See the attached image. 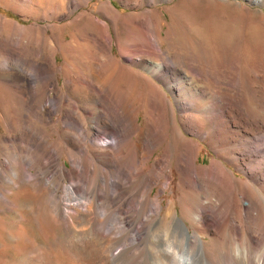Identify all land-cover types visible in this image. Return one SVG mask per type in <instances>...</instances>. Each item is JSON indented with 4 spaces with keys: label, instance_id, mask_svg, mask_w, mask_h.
Wrapping results in <instances>:
<instances>
[{
    "label": "bare ground",
    "instance_id": "bare-ground-1",
    "mask_svg": "<svg viewBox=\"0 0 264 264\" xmlns=\"http://www.w3.org/2000/svg\"><path fill=\"white\" fill-rule=\"evenodd\" d=\"M123 1L140 6L144 0ZM210 1L218 6L245 8L239 1ZM254 1L264 5V0ZM87 2L56 0L42 15H67ZM99 11L111 21L114 36L104 18L80 11L75 17L77 47L66 36L59 39L60 43L48 39L40 42V38L38 41L25 33L29 28L14 23L16 33H11L7 22L0 23L4 42L9 38L15 42L12 46L0 43V88L13 91L8 100L0 98V122L10 126L13 141L14 164L8 180L17 183V187L12 192L22 188L19 183L25 179L24 170L27 171L30 178H26L25 189L36 195L30 208L42 205L49 219L64 231L65 235L49 242L53 249L62 250L64 264H133L144 254L142 244L153 225L163 226L161 232L167 238L159 243L156 253L144 255L147 264H264V148L251 149L239 141L233 144L236 139L229 128L238 125V110H245L240 112L248 117L244 135L255 138L264 129V91L258 93L261 105L248 109L243 100L211 88L212 82L217 81V69L233 60L231 36H226L217 53L207 50L212 54L208 55L204 33L198 29L194 31L196 40L191 43L197 44L199 50L193 55L176 34H162L161 22L153 9L128 13L122 20L129 29L124 36L118 28L121 15L110 0L104 1ZM259 12V21H264L263 10ZM235 21L231 17L221 22ZM219 35L215 31L211 39ZM113 41L120 57L113 54ZM249 46L250 43L244 48L250 59L248 64L255 59ZM58 52L65 59L58 68L65 89L56 84ZM78 65L83 68H77ZM120 82L125 86H120ZM226 84L232 88L227 90H234L235 76L232 78L229 73ZM165 89L172 99L167 98ZM50 90L53 97L48 96ZM137 95L143 97L144 124L140 122ZM42 98L52 106L46 113L39 104ZM58 112L61 116L54 119L53 113ZM49 124L59 127L63 146L53 148L45 139ZM222 126L228 128L226 132ZM103 129L109 135L99 141L97 136ZM188 133L208 138L219 147L232 143L222 147L224 153L218 152L217 156L242 167L260 188L237 178L216 158L206 165L197 164L198 143ZM168 135L166 158L156 161V170L146 174L150 158ZM257 140L264 141V136ZM17 141L27 148L17 145ZM63 149L68 153L70 168L63 161L53 168L50 162L56 161ZM248 151L262 156L255 157V166L250 164L252 153ZM172 162L179 172L181 194L164 204L159 194L153 197L150 192L160 176H167L166 166L172 173ZM65 178L75 184H66ZM185 219L194 227L193 232L187 230ZM199 233L208 234L209 241L200 238ZM230 237L235 240L231 247ZM211 241L217 242L216 247ZM31 261L56 264L50 252ZM31 261L28 257L21 259L20 264H33Z\"/></svg>",
    "mask_w": 264,
    "mask_h": 264
},
{
    "label": "rangeland",
    "instance_id": "rangeland-1",
    "mask_svg": "<svg viewBox=\"0 0 264 264\" xmlns=\"http://www.w3.org/2000/svg\"><path fill=\"white\" fill-rule=\"evenodd\" d=\"M53 1L0 0V23L7 22L8 26H6V28L10 29V31L14 29L13 26L14 23H15L14 25H18L20 27L29 28L27 29V31H25V33L28 36H33L32 38L37 37L36 40L38 41L40 38V42H45V39H48L60 43L59 39L62 36L64 37L66 36L65 38H67L68 41L70 40L69 41L70 43L72 42L71 43L73 44L72 46L77 47L78 44L75 43L77 41H75L76 38L74 37L78 25L75 22V17L77 12L84 11L93 16L104 18L109 24L111 35L114 36L113 25L112 23L110 24L111 21L109 19H106L99 11L100 5L107 0H88L87 4L75 8L73 12L68 13L67 15L60 13H59L60 15L58 13L56 15V13L54 14L50 13L46 17H44L42 14L45 12L50 2L52 3ZM230 1H239L245 6V8L244 9L241 7L230 8V6H225V5L218 6L213 4L212 1L210 0H181V1L151 0L150 2L144 0L140 6L127 4L123 0H110L113 7H115V9L119 11L121 15L120 20H118V28H119V33H121L122 36L126 34L127 30H129L128 27H126L122 22V20L126 17V15L130 12L143 13L146 9H153L154 16H156L158 20H160L161 22L163 35H165L167 31L176 34L178 37H180L183 40L185 46H187L186 48H188L189 52H191V54L193 55L197 54L199 50L198 46H196L197 44L194 45L191 43L192 42L191 40H196L194 31L197 32L198 29L203 31L204 33L203 35L204 37H202L203 42L207 44V46H204L206 48V53L207 50L210 51V53L211 52L217 53L219 48L222 47L223 42H225L226 36L230 35L231 36L230 45L231 47H233V52H234L233 60L230 63L225 62L224 64L226 65L223 64L221 66L222 67L221 69H217L216 71L217 81L214 80L212 82L213 86H211V88H217V90H219L220 93H222L223 95H230L232 96V98L243 100L246 103L248 109L251 108L255 109V107L261 105V102L258 101L259 98L258 93H260L262 90L264 91V88H262L264 87V21H259L260 18L259 11L263 10V14H264V5L254 0H230ZM235 15L236 17H234ZM231 17H233L234 20H236L235 23L224 24L223 22H221ZM258 22H260L261 24H259ZM222 28L223 30H221ZM13 31H11V33H14ZM215 31H219L221 35L217 36L216 39H211ZM4 41L5 38L3 35V31H0V43ZM4 43L11 46L15 45L13 38H9ZM249 43L250 46L248 48H250V53L252 52L254 54L253 59L254 58L255 59L253 62L248 64L247 62H249L250 59L249 56H247L246 53L244 52V48H246L245 45ZM164 47H166L165 40H164ZM112 51L113 54H115V56L120 57V55L118 54V48L117 45L115 44V41H113ZM208 55H212V54H208ZM38 60H42V58L39 57ZM64 62H65L64 56L62 55V53L58 52V55L55 59V67H56L55 76H57L56 84L60 85L59 87H61V89H65L63 85L64 77L58 68ZM77 68L82 69L83 66L78 65ZM135 68L136 69L138 68V70H142L146 72V70L144 68L142 69V67L135 66ZM230 69L232 71H229ZM225 71L228 74L230 73L232 78H234L235 76L236 87L235 88L233 87L234 90L231 91L227 90L232 88L230 85L226 84L228 74ZM119 85L120 86L122 85V87L125 86L123 82H120ZM254 88H256L255 91ZM11 91H12L11 88H4V87L0 88V98L5 101L8 100ZM165 93L168 99L170 98L172 99V95L170 91L165 89ZM140 95L143 96V94ZM48 96L53 97L52 90L48 92ZM136 98L137 99L135 100L138 101L136 102L139 105L140 122L144 124L145 122L144 111L142 109L143 97L137 95ZM138 99H140V101ZM46 100L48 99L42 98L41 101L39 102L40 107L44 113H46L48 109L49 110L52 109L49 100L48 101ZM240 100H239V105L241 108H244L245 106L241 103ZM238 111L240 114L239 115L237 112L238 125H235L234 127H229L231 128L230 131H232L230 133L231 136L236 139V141L233 142V144L234 143L236 144L239 141L244 143L248 147H251V149H253V147L264 148V141L261 140L256 141V138H262L264 136V129H262L259 133H256L255 138H251V136L248 137L245 136L244 133L248 130L247 127L248 117L241 114L244 113L245 110L244 111L238 110ZM262 114L264 115V110L262 111ZM60 116H61L60 112H58L57 114L53 113L54 119H58V117ZM57 123L56 126H59V122ZM57 128L53 127L51 124L47 125L45 128L46 130L45 139L48 141V143L51 144V147L53 148H56L58 144L62 145L60 132L57 130ZM9 129L10 126L8 124L0 122V192L2 193V194L0 193V264H20L21 259H28L29 257V260L31 261L33 257H36L37 255L44 254L47 252L48 253L50 252L53 255V259L56 264H59L61 262L62 264H64L65 257L64 254L62 253V250L60 248L59 249L54 248L55 249L54 250L53 247L49 246V242L54 241L56 238H59L62 235H65L64 231L62 230L60 224L59 226L57 223L49 219L48 214H46L47 211L42 205L40 206L37 205V208H35L36 206L33 207L32 209L30 208V204L32 203V201H34V199L36 200V195L30 191L28 192V190L25 189L27 185L26 180L29 177L27 171L24 170L25 179L21 180L19 183L22 187L21 188L22 191H20L21 190L20 189L19 192L17 193L12 192L17 187V183L13 184L8 180L9 176L12 174V165L14 164L12 158V154L14 151V149L12 148L13 141L10 139L11 134L9 132ZM226 129L228 128L224 126L223 131L226 132ZM106 135L109 134L106 130L103 129L102 131H100L97 138L99 141H102L103 139L101 138L105 137ZM188 135L193 139H195L198 143L197 149H199V151L197 153L198 156L196 160L197 164L206 165L209 164L213 158H216L222 161L223 163H225L231 169V171L234 172V175L237 178L250 182L255 188H260L257 187L259 185L257 182L255 183L254 181L250 180L247 175H245L246 173L244 172V169L242 167L241 168L238 166L236 167V165H234L228 159L226 158L223 159V157L217 156L218 152L220 154H223L225 150L224 148L232 143H227L224 146H222L224 147L222 148L221 146L219 147L217 145H214L215 143L214 144L211 143L208 138L205 137L202 138L203 136L190 134V133H188ZM240 137H243L244 139ZM91 138L96 139V137L93 135L91 136ZM107 139L109 140L108 137ZM168 140H169V135L157 147L156 151L149 160V166L144 171L146 174L152 173L154 170H156V167L154 166V163L156 161L166 158V156H164V153L169 148ZM15 143L19 146H22V148H27L26 147L27 145L22 141H17ZM251 151H248L249 154L252 153ZM255 157L256 156L253 153L249 155V160L251 158L250 160L251 165L254 164L256 165ZM261 157L262 156L260 155L259 157L256 158H261ZM62 161L65 163V165L68 168H70L68 153L65 151V149H63L62 155H60L56 161L52 160L50 164L54 168L55 166L54 164L58 163L60 165L62 164ZM165 172L167 173V176L164 175H162V177L160 176L159 181L153 185L152 190L150 192L151 196L153 197L156 194H159L162 197L161 199L164 204L167 203L169 198L175 197L176 199L181 194L180 183H179L180 177L175 162H172V173L168 166L165 167ZM70 181L73 184H75V181L65 178L66 184H69ZM160 188L164 189L165 191L160 190ZM245 194L247 197H250V193L247 190H245ZM69 209L72 211L71 208H67L65 209V211H70ZM177 214L180 216L178 204H177ZM185 222H186L187 230L193 232L194 227L192 226L190 221L185 219ZM157 226L158 225H153L152 227L148 228V235H147L148 239L146 238L144 240L143 244L146 245L144 246L142 244L143 249L141 250V252L144 254H142L141 258H139L138 261L136 260V262H134L133 264H137V262L138 264H147V261L143 260L144 255L153 254V252L156 253L158 250H160L159 243L164 242L167 236H165L161 232L163 226L159 225L160 227L158 226L159 228H156ZM153 227H155L157 230H155L154 228L153 231L152 230ZM18 235L20 238L19 237L17 238ZM200 238L209 241L210 236L208 234H203V235L201 234ZM232 240L230 237V240L228 242V245L230 247L234 245L235 242L233 238ZM231 242L232 245L230 244ZM176 243L181 246L180 243L178 242ZM211 243L213 244V247H216L215 245L217 244V242L211 241ZM41 246H46L47 247L45 248L46 250ZM149 248L151 251L149 250ZM60 259L63 260L61 261ZM169 263L174 264L171 262H164V264H169ZM33 264H35V262ZM121 264H127V263L123 262Z\"/></svg>",
    "mask_w": 264,
    "mask_h": 264
}]
</instances>
